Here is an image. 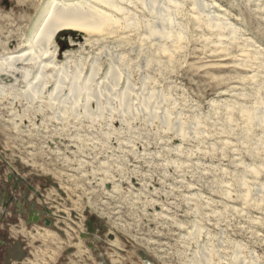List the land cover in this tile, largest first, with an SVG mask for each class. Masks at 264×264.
Listing matches in <instances>:
<instances>
[{"label": "rangeland", "instance_id": "rangeland-1", "mask_svg": "<svg viewBox=\"0 0 264 264\" xmlns=\"http://www.w3.org/2000/svg\"><path fill=\"white\" fill-rule=\"evenodd\" d=\"M176 1L170 39L150 37L151 14L127 3L116 26L57 34L50 49L67 53L69 75L94 70L92 92L108 87L99 110L85 95L60 103L69 90L56 99L48 77L26 100L39 70L16 57L52 0H0V191L10 177L44 186L65 222L43 242L48 230L6 220V244L31 252L13 264H101L82 238L87 219L103 264H204L203 251L207 264H264V126L246 114L264 109V0Z\"/></svg>", "mask_w": 264, "mask_h": 264}, {"label": "bare ground", "instance_id": "bare-ground-1", "mask_svg": "<svg viewBox=\"0 0 264 264\" xmlns=\"http://www.w3.org/2000/svg\"><path fill=\"white\" fill-rule=\"evenodd\" d=\"M125 3L130 4V5L131 4H134V5L141 4L142 6H144L145 10L151 14L152 21L151 23H149V26H148V32H149L150 37H155V38L158 37L159 40H163V39H170L174 36L173 35L174 34L173 15L179 5L176 0H52L51 6L47 8L46 10H44L43 13L37 18L36 26L38 27V30H37V33H35L36 34L35 37L31 41H29V44L27 45L28 49L16 57L18 58V60L23 59L25 62H28L29 64L32 63L33 66L35 68H38L37 70H39L38 76L36 77L35 81L29 82L30 75L26 77V81H28L29 83L27 90L29 91L33 90L32 94H30L29 96L27 95L26 100L31 101V99L35 98L36 95H38L39 93L40 94L43 93L46 87L44 86L46 84L44 83L45 82L44 80L45 78L48 77L49 80L51 78L55 82V85H54L55 89L54 91H52L51 95L52 96L54 95L56 99L59 98L60 95H63V91L66 88V86H67V89L69 90V91L67 90L69 92L68 97L66 98L63 97L64 99L62 98L63 100L60 101V103L62 102V104H66V101L71 99L74 102L73 105H75L79 103L78 101L81 99V95H85L86 99L90 100V102L93 99L97 100L96 103H98V109L100 110L102 106L101 99L103 98L104 92H106L108 87L103 86L105 88L101 90L99 89L95 95L92 92L93 89L91 87V84L93 83V80H94V70H92L90 76L84 80L82 79V72L79 71L78 69L76 70V73H74L73 75H69V66H70L71 61L67 59L66 61H62V62L58 61V58L61 56L65 58L67 53H64L63 55H61L59 54L58 47H53L52 48L53 50H52L50 49V45L54 43L57 34H59L60 32L66 33V31L69 30L72 32H80L82 34H87L89 32L98 33L100 31L102 32V30L106 27L116 26V24H118V21H117V17L115 19V14H118L121 12L123 14V12L126 11L125 8L123 7V4ZM194 3L195 5L198 6L196 1H194ZM214 24L217 28H221L220 23L214 22ZM177 33H178V36H181L182 34L181 29H179ZM113 65H112V68H110L111 72L109 74V77L107 79L105 78L107 81L109 80L111 81L112 78H115V79L118 78L119 70L117 69V67ZM48 67L53 69L51 72L49 71L51 73L50 75H48L49 73L45 74L44 72ZM106 80L104 81L106 82ZM116 80L112 81L110 84L115 86L117 83ZM106 83L108 85V82ZM113 86H112V89H114ZM99 88H101V86ZM112 89L110 88V90ZM3 90H4V86L0 85V94L2 93ZM128 92L126 94L124 93L121 99L122 112L123 111L126 112L127 110H130L131 105H130L129 98L127 96ZM153 98H154L153 94H149L148 97H142V100H141L142 107L141 108L144 109L145 111L149 110L151 107V101ZM87 103L86 105L90 104V103L88 104ZM133 108L135 109V107ZM138 110H139V107H138ZM250 110L248 109L246 110V114L249 116L248 120H250L251 122L255 121L259 125L264 126L263 107L253 108ZM122 115L124 114L122 113ZM156 117L157 116H155L154 118ZM167 123H168V120H167ZM168 126L170 125L168 124ZM40 238L43 242H48L51 239L58 240L57 235H55L54 233L50 231H46L45 233H43V235H40ZM112 246L117 248L116 245H112ZM206 255L207 253H204V251H203V254H201V252H196L195 261L199 256H202V258H204V264H207L209 262L210 257ZM113 262L114 264H116L115 260Z\"/></svg>", "mask_w": 264, "mask_h": 264}, {"label": "flooded vegetation", "instance_id": "flooded-vegetation-1", "mask_svg": "<svg viewBox=\"0 0 264 264\" xmlns=\"http://www.w3.org/2000/svg\"><path fill=\"white\" fill-rule=\"evenodd\" d=\"M46 190L44 186L41 189L32 183L25 182L23 179L10 177L6 182L5 188L0 191V248H4V264L22 263L31 254L27 250L28 244L25 246L22 241L15 240L6 244L4 239L7 236L1 231V225L6 220L11 222L13 227H18L24 222V231L26 229L29 232L35 231L36 228L41 229L43 232L52 230L60 238H62L63 232L65 233V230L59 227L60 223L65 224V222L60 220L61 216L55 211L57 206L48 205L50 203L45 201L48 198L45 195ZM42 201L46 205H42ZM84 227L83 240L90 241L88 244L89 248L95 251L97 257L100 258L101 264H103L101 256L95 249V243L100 241L99 237L96 236V225L87 219Z\"/></svg>", "mask_w": 264, "mask_h": 264}, {"label": "water", "instance_id": "water-1", "mask_svg": "<svg viewBox=\"0 0 264 264\" xmlns=\"http://www.w3.org/2000/svg\"><path fill=\"white\" fill-rule=\"evenodd\" d=\"M147 264H149V262H147Z\"/></svg>", "mask_w": 264, "mask_h": 264}]
</instances>
